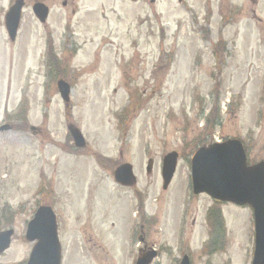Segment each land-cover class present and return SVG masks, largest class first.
Returning <instances> with one entry per match:
<instances>
[{"label":"rangeland","instance_id":"rangeland-1","mask_svg":"<svg viewBox=\"0 0 264 264\" xmlns=\"http://www.w3.org/2000/svg\"><path fill=\"white\" fill-rule=\"evenodd\" d=\"M14 1L0 0V126L13 127L0 133V231L15 229L0 264L27 263L35 245L27 225L43 205L58 216L63 264H136L141 226L145 246L163 250L154 264H179L185 254L193 264H251L250 209L219 205L225 245L217 248L216 231L204 248L217 205L193 194L191 159L202 136L205 145L239 139L251 165L264 162V0H75L73 38L63 37L65 0H42L52 5L46 25L33 13L37 0H25L13 44L5 20ZM66 41L79 50L64 63L74 85L68 105L55 84L61 71L44 65L46 43L64 62ZM205 119L216 123L209 136ZM68 126L83 133L84 150ZM173 152L178 167L164 190L163 159ZM125 163L136 187L114 180Z\"/></svg>","mask_w":264,"mask_h":264},{"label":"water","instance_id":"water-1","mask_svg":"<svg viewBox=\"0 0 264 264\" xmlns=\"http://www.w3.org/2000/svg\"><path fill=\"white\" fill-rule=\"evenodd\" d=\"M23 0H18L6 15L5 26L12 42L17 39ZM33 11L41 23L49 16V9L43 4H36ZM62 98L70 101L71 87L65 82H59ZM9 126L0 128V133L9 131ZM69 131L77 148H85L86 142L77 128ZM178 154L171 153L165 157L163 167L164 189L170 185L178 165ZM153 169V161L149 162L148 173ZM115 181L124 187H134L137 178L133 167L125 164L114 174ZM192 178L194 193L208 194L211 198L238 206H250L255 218V253L253 264H264V162L254 166L247 165V155L243 145L238 140H230L224 144H216L210 148L197 151L192 159ZM15 231L13 229L0 232V257L12 245ZM26 240L36 243L27 264H61L62 249L59 241L57 218L52 208L40 207L28 224ZM155 253L141 257L137 264H150ZM181 264H191L185 257Z\"/></svg>","mask_w":264,"mask_h":264},{"label":"flooded vegetation","instance_id":"flooded-vegetation-1","mask_svg":"<svg viewBox=\"0 0 264 264\" xmlns=\"http://www.w3.org/2000/svg\"><path fill=\"white\" fill-rule=\"evenodd\" d=\"M41 1V0H40ZM130 0H123V2H129ZM152 1H154V0H151V2ZM72 2H74V0H72ZM136 2V4H138V0H136L135 1ZM140 2H143V0H141ZM180 2H181V0H180ZM46 3V2H45ZM48 6H50V7H52L51 5H49V3L47 2L46 3ZM62 6H68V3H67V0H65L64 2H63V4H62ZM74 15H75V12H74ZM65 33V35H67L66 34V32H64ZM69 35V37L70 38H73L72 37V34H68ZM60 54H61V56L64 58L65 57V61L63 62V63H66V61H67V56H70V58L73 56V45H72V43L71 42H69V41H66V42H63L62 43V45L60 46ZM59 57H57L56 56V58L55 59H57L58 61H61L60 59H58ZM47 63H48V67H49V69L51 70V71H53V69L52 68H50V65H49V58L47 57ZM47 63H46V65H47ZM60 71H61V75H64V76H66V74H68L67 73V69L66 68H60ZM59 71V72H60ZM55 72H58V68L56 67L55 68ZM66 73V74H65ZM67 77V76H66ZM63 79H65V78H63ZM66 80V79H65ZM138 209V208H137ZM143 220H144V218H142V222H143ZM149 220H154V218H152V219H149ZM140 222H141V219H140V221H139V224H140ZM143 226H141V237H140V245H139V252H140V254H142V253H145V252H149V251H157V253H159V250H158V248H149L148 246H145V239L144 238H142V236H143ZM222 244V243H221ZM143 245V247L141 248V246Z\"/></svg>","mask_w":264,"mask_h":264},{"label":"trees","instance_id":"trees-1","mask_svg":"<svg viewBox=\"0 0 264 264\" xmlns=\"http://www.w3.org/2000/svg\"><path fill=\"white\" fill-rule=\"evenodd\" d=\"M211 117H213V118H215L214 117V113L211 115ZM216 127V123L214 122V120L212 119V120H210V121H208V123H207V130L205 131L206 133L208 132V135L207 136H209V135H211L212 134V131L214 130V128ZM210 133V134H209ZM206 136V137H207ZM203 140V139H202ZM215 217V222L217 223H219V222H221V217H220V214L219 213H216V215L214 216Z\"/></svg>","mask_w":264,"mask_h":264}]
</instances>
